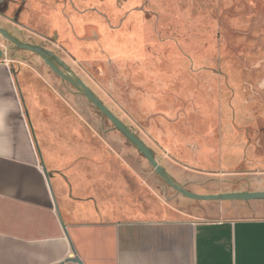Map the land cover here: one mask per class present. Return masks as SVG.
<instances>
[{
  "label": "rangeland",
  "instance_id": "obj_1",
  "mask_svg": "<svg viewBox=\"0 0 264 264\" xmlns=\"http://www.w3.org/2000/svg\"><path fill=\"white\" fill-rule=\"evenodd\" d=\"M0 28L51 51L174 180L264 182V0H1ZM2 49L47 64L0 33ZM48 67L54 107L67 113L68 142L77 146L69 170L135 216L191 212L193 202L176 200L138 148ZM260 251L264 225H256Z\"/></svg>",
  "mask_w": 264,
  "mask_h": 264
},
{
  "label": "crops",
  "instance_id": "obj_2",
  "mask_svg": "<svg viewBox=\"0 0 264 264\" xmlns=\"http://www.w3.org/2000/svg\"><path fill=\"white\" fill-rule=\"evenodd\" d=\"M21 52L0 58V264H264L256 252L264 199L177 192L176 200L193 202L191 212L135 216L69 170L77 146L68 142L67 113L54 107L52 71ZM230 178L176 181L199 194L264 191V182L244 187Z\"/></svg>",
  "mask_w": 264,
  "mask_h": 264
},
{
  "label": "water",
  "instance_id": "obj_3",
  "mask_svg": "<svg viewBox=\"0 0 264 264\" xmlns=\"http://www.w3.org/2000/svg\"><path fill=\"white\" fill-rule=\"evenodd\" d=\"M0 33L11 41L15 46L20 49L29 50L33 53L40 55L44 61L55 71L60 77L70 82L72 85L80 88L86 97L92 102V104L103 113L114 125L115 127L127 138L129 139L142 153V155L149 161L153 166L156 173L160 175L168 185L175 189L178 193L185 195L191 199L196 200H262L264 199V191H243V192H230V193H220V194H199L190 190H187L185 187L180 185L176 180H174L165 168L158 162L153 151L120 119L118 118L105 104L104 102L96 96L92 89L81 79H72L69 75L64 73L54 61V54L48 49L26 42L20 41L10 32L4 28H0ZM7 55V51L2 49L0 50V58ZM59 62V61H58ZM44 171L50 179V175L44 167ZM74 260L79 261L75 258Z\"/></svg>",
  "mask_w": 264,
  "mask_h": 264
},
{
  "label": "flooded vegetation",
  "instance_id": "obj_4",
  "mask_svg": "<svg viewBox=\"0 0 264 264\" xmlns=\"http://www.w3.org/2000/svg\"><path fill=\"white\" fill-rule=\"evenodd\" d=\"M0 2H1V0H0Z\"/></svg>",
  "mask_w": 264,
  "mask_h": 264
}]
</instances>
